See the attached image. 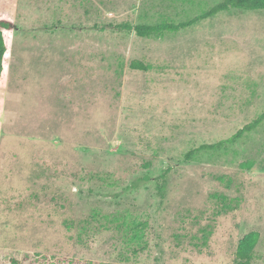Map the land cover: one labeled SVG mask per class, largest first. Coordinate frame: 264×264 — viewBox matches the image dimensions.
Segmentation results:
<instances>
[{
    "label": "rangeland",
    "instance_id": "obj_1",
    "mask_svg": "<svg viewBox=\"0 0 264 264\" xmlns=\"http://www.w3.org/2000/svg\"><path fill=\"white\" fill-rule=\"evenodd\" d=\"M222 1L0 0L14 25L0 81V264H237L253 233L250 264H264V123L186 159L264 112V10L159 39L116 28L187 22Z\"/></svg>",
    "mask_w": 264,
    "mask_h": 264
},
{
    "label": "trees",
    "instance_id": "obj_2",
    "mask_svg": "<svg viewBox=\"0 0 264 264\" xmlns=\"http://www.w3.org/2000/svg\"><path fill=\"white\" fill-rule=\"evenodd\" d=\"M231 9H237L241 11H263L264 10V0H224L209 11L202 13L196 18L182 22L179 24L174 23H162L157 25H136L133 26L129 23H124L117 25L116 28L119 31H126L128 33H135L139 38H162L166 33H178L184 29L194 26L196 23L215 17L221 12H226ZM14 30L13 22L7 19L0 20V81L6 74L4 71V59L7 52V45L5 41V32H11ZM6 63V62H5ZM132 70L137 71H148V66L141 61H132L130 64ZM4 71V72H3ZM264 123V112L258 116L251 123H248L239 131H237L232 137L226 140L219 141L214 144H204L200 147L192 150L186 155L187 160H191L195 155L202 152H216L226 149L229 145L236 143L237 141L243 139L247 135L256 131ZM152 181V178L148 175L136 178L129 186L123 189L121 194L128 193L130 191H138L144 185ZM155 181L157 194L162 198L165 197V176L161 175L156 178ZM120 194H116L118 196ZM115 196V195H114ZM259 241V234L253 233L242 239L238 245L236 251L237 264H250L253 259L254 249Z\"/></svg>",
    "mask_w": 264,
    "mask_h": 264
}]
</instances>
